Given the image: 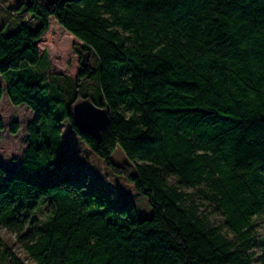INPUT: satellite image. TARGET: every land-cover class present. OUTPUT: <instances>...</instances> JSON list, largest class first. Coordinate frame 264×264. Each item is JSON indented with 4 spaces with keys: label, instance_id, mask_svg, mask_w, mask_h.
Returning a JSON list of instances; mask_svg holds the SVG:
<instances>
[{
    "label": "trees",
    "instance_id": "16d2710c",
    "mask_svg": "<svg viewBox=\"0 0 264 264\" xmlns=\"http://www.w3.org/2000/svg\"><path fill=\"white\" fill-rule=\"evenodd\" d=\"M19 9L37 25L10 34L0 26V100L5 92L33 118L15 169L0 164V224L28 257L264 264L254 220L264 217V0H28ZM51 18L81 41L74 80L45 69L37 42ZM81 80L96 81L95 97ZM83 98L108 111L98 138L74 123ZM64 121L146 197L150 216L131 201L116 206L70 170ZM3 129L0 117V140ZM118 148L127 163L113 161ZM0 264H26L1 237Z\"/></svg>",
    "mask_w": 264,
    "mask_h": 264
},
{
    "label": "rangeland",
    "instance_id": "374dc122",
    "mask_svg": "<svg viewBox=\"0 0 264 264\" xmlns=\"http://www.w3.org/2000/svg\"><path fill=\"white\" fill-rule=\"evenodd\" d=\"M27 1L0 0V26L4 28L5 34L12 33L21 24H27L30 27L37 25V20L33 16L25 9H19L21 3ZM79 44L81 41L51 18L47 32L37 42L40 52H46L47 55L48 66L45 69L51 74L66 75L70 80L76 79L81 68L80 54L77 51ZM91 63H95L94 57H91ZM57 81L62 85L71 84L68 79ZM81 82H83L84 93L95 97L97 94L96 81L81 80ZM0 86L6 89V83L2 76H0ZM0 117L4 127L0 140V164L8 170H13L27 145L26 126L32 120L33 113L26 104L13 105L4 92L0 100ZM12 123L18 124L19 128L16 133L10 131ZM62 135L63 158L75 175H79L86 181L87 186L101 192L116 206L131 201L136 208L138 217L150 216L151 208L146 197L138 193L132 183L107 168L102 160L80 140L68 121L62 123ZM111 157L117 164L128 162L120 148L116 149ZM219 218L218 216L217 219ZM254 220L258 237L264 242V217L256 216ZM0 237L26 264H36L16 242L15 234L5 229L2 224H0ZM259 253L260 250L257 254Z\"/></svg>",
    "mask_w": 264,
    "mask_h": 264
},
{
    "label": "water",
    "instance_id": "95a60500",
    "mask_svg": "<svg viewBox=\"0 0 264 264\" xmlns=\"http://www.w3.org/2000/svg\"><path fill=\"white\" fill-rule=\"evenodd\" d=\"M72 114L79 131L94 138L99 137L108 123L107 109L94 104L89 98L77 101L72 107Z\"/></svg>",
    "mask_w": 264,
    "mask_h": 264
}]
</instances>
